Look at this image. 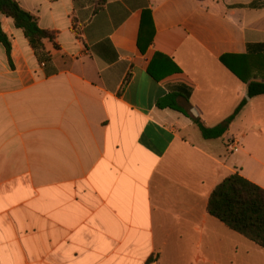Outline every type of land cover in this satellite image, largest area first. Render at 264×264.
<instances>
[{"label":"crops","instance_id":"obj_1","mask_svg":"<svg viewBox=\"0 0 264 264\" xmlns=\"http://www.w3.org/2000/svg\"><path fill=\"white\" fill-rule=\"evenodd\" d=\"M16 1L53 40L0 16V264H264L207 211L264 189V94L194 121L246 97L221 57L264 81V0Z\"/></svg>","mask_w":264,"mask_h":264},{"label":"trees","instance_id":"obj_2","mask_svg":"<svg viewBox=\"0 0 264 264\" xmlns=\"http://www.w3.org/2000/svg\"><path fill=\"white\" fill-rule=\"evenodd\" d=\"M106 0H97L96 8ZM0 16L12 19L15 27L22 29L30 46L34 51L44 48L45 39L53 40L51 33L38 26L37 18L23 10L16 0H0ZM0 42L3 44L7 60L11 66L10 43L0 27ZM141 48V46H140ZM143 50V48H141ZM234 74L246 83V97L242 99L235 111L220 124L208 128L195 118L203 137L216 138L223 135L229 123L239 109L244 106L248 98L264 94V81L246 79L241 77L231 66L225 63ZM150 67V72H151ZM174 70L179 69L174 65ZM207 211L230 229L240 233L264 248V189L252 183L238 173H232L223 178L211 191ZM152 260L146 262L151 264Z\"/></svg>","mask_w":264,"mask_h":264},{"label":"built area","instance_id":"obj_3","mask_svg":"<svg viewBox=\"0 0 264 264\" xmlns=\"http://www.w3.org/2000/svg\"><path fill=\"white\" fill-rule=\"evenodd\" d=\"M237 140L235 138H229L226 144L227 150L232 152L236 149Z\"/></svg>","mask_w":264,"mask_h":264}]
</instances>
